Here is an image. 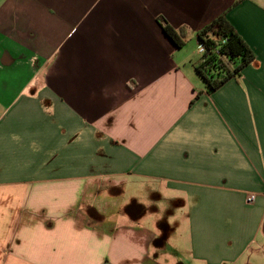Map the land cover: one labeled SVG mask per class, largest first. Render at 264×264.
<instances>
[{
    "label": "crops",
    "instance_id": "obj_1",
    "mask_svg": "<svg viewBox=\"0 0 264 264\" xmlns=\"http://www.w3.org/2000/svg\"><path fill=\"white\" fill-rule=\"evenodd\" d=\"M235 1L0 0V264H264V0ZM223 14L256 57L210 93Z\"/></svg>",
    "mask_w": 264,
    "mask_h": 264
},
{
    "label": "trees",
    "instance_id": "obj_2",
    "mask_svg": "<svg viewBox=\"0 0 264 264\" xmlns=\"http://www.w3.org/2000/svg\"><path fill=\"white\" fill-rule=\"evenodd\" d=\"M242 0H236L234 6ZM165 34L177 48L184 46L187 34L172 27L160 18ZM204 51L194 63L195 70L207 92H214L228 80L241 75L242 70L256 57L226 14L220 15L198 32Z\"/></svg>",
    "mask_w": 264,
    "mask_h": 264
},
{
    "label": "built area",
    "instance_id": "obj_3",
    "mask_svg": "<svg viewBox=\"0 0 264 264\" xmlns=\"http://www.w3.org/2000/svg\"><path fill=\"white\" fill-rule=\"evenodd\" d=\"M200 51H201V53H202V52L204 51V47H201ZM255 198H256V195H255L254 193H249V194L247 195V201H248L249 203L254 202Z\"/></svg>",
    "mask_w": 264,
    "mask_h": 264
}]
</instances>
